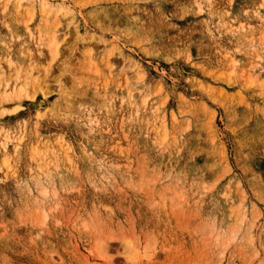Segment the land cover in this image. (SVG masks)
Here are the masks:
<instances>
[{"label": "rangeland", "instance_id": "obj_1", "mask_svg": "<svg viewBox=\"0 0 264 264\" xmlns=\"http://www.w3.org/2000/svg\"><path fill=\"white\" fill-rule=\"evenodd\" d=\"M45 1L0 0V264H264V0Z\"/></svg>", "mask_w": 264, "mask_h": 264}, {"label": "bare ground", "instance_id": "obj_2", "mask_svg": "<svg viewBox=\"0 0 264 264\" xmlns=\"http://www.w3.org/2000/svg\"><path fill=\"white\" fill-rule=\"evenodd\" d=\"M22 1L23 0H17V3L19 4V6L22 4ZM25 2H29V1H25ZM42 7H43V9H42ZM46 7H48L47 6V3H46V1L45 0H41V9L43 10V12L45 11V8ZM48 9V8H47ZM43 14V13H42ZM55 31V30H54ZM53 31V34L51 35V40H49L48 39V41H49V47H51V50H52V55L54 54V55H58L59 53H60V44H61V42H60V40H61V38L57 35L58 34V32H54ZM48 37H49V35H48ZM53 55V56H54ZM259 59V58H258ZM261 61V60H260ZM233 64H236L235 62L233 63ZM258 65V64H257ZM234 66V65H233ZM254 66H256L255 64H254ZM236 73V72H235ZM241 74V73H240ZM239 74V75H240ZM236 75V74H235ZM125 77H127V76H125ZM240 78H241V76H240ZM246 78V77H245ZM252 79H254V78H248V79H246V80H248L247 82H249L248 83V85L249 86H251V85H253L254 84V81L252 80ZM127 80V79H126ZM255 80V79H254ZM25 83H27V82H25ZM25 86L27 87V85L25 84V85H23L21 88H19V90L18 91H16L17 92V96H15V97H17L18 99H19V95L20 94H23V92H25V90L27 89H25ZM6 87V86H5ZM24 87V88H23ZM17 88V89H18ZM5 89V88H4ZM14 90V89H13ZM27 92V91H26ZM26 92H25V97H26ZM15 93V92H14ZM13 92H12V94H14ZM4 95H5V93H3ZM2 94V95H3ZM8 96H11V97H13L12 96V94L10 95V93L8 92V93H6ZM31 94V93H30ZM1 95V96H2ZM7 95H5L6 97H8ZM15 95V94H14ZM131 95L133 96V92H131ZM30 96V95H29ZM2 97H4V96H2ZM23 97V96H22ZM27 97H28V95H27ZM34 97V96H33ZM33 97H31L30 96V98H33ZM131 97V96H130ZM21 98V97H20ZM9 99H10V97H9ZM28 99V98H27ZM134 99V98H133ZM11 100V99H10ZM16 107H14L13 109L16 111V109H15ZM18 109V108H17ZM4 112V111H3ZM9 112V111H8ZM13 112V110L12 111H10V113H12ZM89 121V120H88ZM93 121H90V123H92ZM21 141V140H20ZM62 141V140H61ZM22 142V141H21ZM57 142V141H56ZM42 145V144H41ZM17 147V146H16ZM47 147V146H46ZM35 148V147H34ZM43 148V147H42ZM15 149H17V148H15ZM15 151H17V150H15ZM51 151V150H50ZM52 151H54V150H52ZM41 152H39V154H40ZM33 154V153H32ZM44 154H45V152H44ZM34 155L36 156H38V154H35L34 153ZM44 157V156H43ZM34 159V158H33ZM6 164H8V162L6 161ZM44 164H45V162H44ZM46 165V164H45ZM47 167V166H46ZM42 168V167H41ZM43 191V190H42ZM45 192V191H44ZM41 193V192H40ZM47 193V192H46ZM45 195H47V194H45ZM177 194L175 193V196H176ZM181 195V194H180ZM179 194H178V197H176L177 198V203H178V201L179 200H182V196H180ZM179 199V200H178ZM230 210H232L231 212H232V216H233V218H234V224L228 229V230H226L225 231V233H222V232H220V231H217V229H214V228H212V229H210L209 231V235H208V241H209V239L211 238L210 236H212V235H214V238H215V243H218V244H220V243H222L223 244V247H222V245H221V248H226L228 245H230L236 238H237V236H238V234L240 233V229H241V227L245 224V222H246V220H247V217H246V215H245V209H244V206H243V203H241V204H239L238 206H235V207H233L232 209L230 208ZM256 210V209H255ZM47 213V212H46ZM46 213L44 212V215H45V217L47 216L46 215ZM256 213V212H255ZM41 214H43V212L41 213ZM231 215V214H230ZM230 215H229V217H230ZM255 220H256V218H255ZM205 231V230H204ZM206 233V232H205ZM207 234H208V232H207ZM241 234V233H240ZM205 235V234H204ZM242 236H240V238H241ZM203 239H204V237H203ZM212 239V238H211ZM214 240V239H213ZM237 240V239H236ZM254 240V239H253ZM126 248L128 249V252H130V256H131V258H132V260H137V258L140 256L139 254H140V247L139 246H135V244H134V240L132 241V239H128L127 240V238H126ZM146 242H148L147 240H145ZM238 241V240H237ZM138 242V241H137ZM210 242V241H209ZM212 242V241H211ZM254 242V241H253ZM139 243V242H138ZM251 243V242H250ZM209 244V243H208ZM234 244V243H233ZM252 244V243H251ZM146 245H148V244H146ZM207 245V244H206ZM206 245H204V246H206ZM107 246V245H106ZM151 246V245H150ZM148 247L149 246H146V247H144L145 249L144 250H148ZM99 248H100V246H99ZM104 248H105V246H104ZM208 247L206 246L204 249H207ZM102 249V248H101ZM150 249V248H149ZM209 249V248H208ZM104 251V250H103ZM227 251V250H226ZM146 253H147V251H146ZM149 253V252H148ZM146 255H148V254H146ZM145 255V256H146ZM140 259V258H139ZM138 259V260H139Z\"/></svg>", "mask_w": 264, "mask_h": 264}]
</instances>
